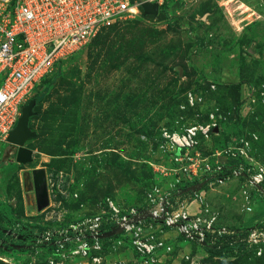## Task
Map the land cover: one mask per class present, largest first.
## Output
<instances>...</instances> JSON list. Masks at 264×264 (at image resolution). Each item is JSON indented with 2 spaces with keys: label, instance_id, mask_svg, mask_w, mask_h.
<instances>
[{
  "label": "rangeland",
  "instance_id": "374dc122",
  "mask_svg": "<svg viewBox=\"0 0 264 264\" xmlns=\"http://www.w3.org/2000/svg\"><path fill=\"white\" fill-rule=\"evenodd\" d=\"M166 3L167 15L122 21L123 35L106 30L63 61V75L53 78L55 67L40 82L32 98H44L30 119L38 136L26 142L31 163H17L14 146L0 141V264H44L35 247L9 251L1 244L95 213L108 197L142 207L153 190L190 212L208 208L232 229L264 221V195L243 178L211 180L180 196L205 179L172 172L161 140L164 129L211 125L193 152L227 163L225 135L255 141L256 134L253 157L264 164V0ZM40 168L50 186L49 202L39 208L33 172ZM177 235L168 230L174 252L161 264H264L245 241L210 254ZM111 250L131 255L125 246Z\"/></svg>",
  "mask_w": 264,
  "mask_h": 264
},
{
  "label": "built area",
  "instance_id": "2783aa9c",
  "mask_svg": "<svg viewBox=\"0 0 264 264\" xmlns=\"http://www.w3.org/2000/svg\"><path fill=\"white\" fill-rule=\"evenodd\" d=\"M165 1L0 0V141L7 142L22 114V106L32 99L43 77L59 61L83 49L104 29L142 15L144 2H156L161 8ZM211 127L190 125L182 132L164 129L161 139L169 155V169L191 179L208 174L209 181L213 178L211 183L220 184L245 177L253 187L261 191L262 186L264 190V164H258L250 154L252 141L247 136L235 138L224 150L225 157L244 160L229 167L232 175L222 172L225 163L220 160L211 163L208 157L193 152L200 137L209 136ZM46 185L50 186L47 171ZM147 197L143 208L124 207L108 197L95 213L35 233L31 247L45 255L44 264H161L174 252L167 232L176 229L177 236L200 246L245 241L257 255L264 253V221L247 229H232L220 223L218 214L208 208L190 212L173 195L153 190ZM146 211L151 216L145 217ZM115 227H120L121 233L103 237ZM123 246L126 251L131 250V255L121 257L111 252Z\"/></svg>",
  "mask_w": 264,
  "mask_h": 264
},
{
  "label": "water",
  "instance_id": "95a60500",
  "mask_svg": "<svg viewBox=\"0 0 264 264\" xmlns=\"http://www.w3.org/2000/svg\"><path fill=\"white\" fill-rule=\"evenodd\" d=\"M143 15H153L158 16L160 13V6L156 2H144L142 4ZM180 74L183 75V68L180 67ZM37 98L30 99L25 105L22 106V114L19 117L16 126L10 131L7 142L14 146L13 155L16 158L17 163L26 165L31 163L34 160V150L26 146V142L32 138H36L38 133L35 130H32L30 127V119L37 115L35 107L37 105ZM33 182L35 184V189L39 190L42 186L41 197L39 201V208L41 205H47L48 195L46 187V170L45 168H40L33 172ZM209 182L208 179L194 183L186 188H184L180 195L197 192L203 189V187ZM259 189L263 192L262 186H259ZM145 217L151 216L149 211L145 212ZM122 229L120 227H115L111 231L103 234V237H110L115 234L121 233ZM21 238V237H20Z\"/></svg>",
  "mask_w": 264,
  "mask_h": 264
},
{
  "label": "trees",
  "instance_id": "16d2710c",
  "mask_svg": "<svg viewBox=\"0 0 264 264\" xmlns=\"http://www.w3.org/2000/svg\"><path fill=\"white\" fill-rule=\"evenodd\" d=\"M167 0L165 1V3L161 6V13H164V14H166L167 15V10H166V5H167ZM143 15V14H142ZM121 23H123V22H117V23H115L114 25H112V26H110L109 28H106V29H104L96 38H98L103 32H105L106 30H113V31H116V35H118L119 34V32H121V30L123 29L122 27H119L120 26V24ZM125 33V31L123 30V32H121V34L123 35ZM109 40V36L106 38V39H103L102 40V38L98 41V44H102V43H105L106 41H108ZM82 50V49H81ZM80 50V51H81ZM247 53H249V51H247ZM245 60V59H244ZM63 61L64 60H61V61H59L58 63H57V65H56V67H57V71L55 72L56 74L54 75V77L53 78H58L59 76H61V75H63ZM183 68V67H182ZM179 71H180V68H177ZM183 73H184V71H183ZM49 76V74L48 75H46L45 77H43V79L41 80V81H43L44 79H46L47 77ZM56 76V77H55ZM52 78V79H53ZM51 80V79H50ZM259 85H261V84H263L264 83V79L263 78H259ZM40 86V85H39ZM38 89V88H37ZM36 89V90H37ZM36 96L34 97V98H37V102L39 103L44 97H39L37 94H35ZM194 125H197V124H194ZM162 134V133H161ZM246 134H244V135H234V136H231V135H225V147L227 148L229 145H230V143H232L234 140H235V138H239V137H241V136H245ZM259 136V135H258ZM161 137H162V135H161ZM202 138H203V136L202 137H200V141L202 140ZM162 140V139H161ZM256 140H258V139H256ZM256 140L254 141L253 139H252V144H251V150H250V154L253 156V149H254V142H256ZM199 147V146H198ZM229 158V157H228ZM241 161H244L242 158L241 159H238V161L236 160V159H231V158H229V161H227V163H225V167H224V170L222 171V172H224V174L225 175H232V170L231 169H229V167H231V166H234V165H236V164H238L239 162H241ZM60 166H62V164H60ZM219 176L221 177V176H224L223 174H219ZM203 179H207L208 177H209V175L208 174H204L203 176ZM239 178H243V179H245V177H239ZM191 179V178H190ZM193 180V179H192ZM197 180V182L196 183H198L199 182V179H196ZM211 180H213V178L211 179ZM210 180V181H211ZM209 181V182H210ZM192 182H194V181H192ZM192 184H194V183H192ZM207 184H209V183H207ZM206 184V185H207ZM190 185H191V183H190ZM189 185V186H190ZM188 187V186H187ZM259 191V190H258ZM259 192H261V191H259ZM262 193V192H261ZM146 196V195H145ZM113 198V197H112ZM145 206V204L142 206V207H140V208H143ZM231 226V225H230ZM233 227V226H232ZM241 227H244V229H247L248 228V226H241ZM236 229H242V228H236ZM42 232V231H41ZM37 233H39V232H37ZM35 235V233H31V234H29V236L31 237V238H33V236ZM239 244H241L240 243V241H238V242H233L232 244L231 243H228V242H226V243H224L222 246H218V245H204V246H201L203 249H205V250H207L210 254H215V253H217V252H221V250L222 249H228V248H232V247H235V246H237V245H239ZM251 256H253L256 260L257 259H264V253L262 254V255H257L256 254V251H254V250H251ZM248 256V255H247ZM248 258H249V256H248Z\"/></svg>",
  "mask_w": 264,
  "mask_h": 264
},
{
  "label": "flooded vegetation",
  "instance_id": "af4514ba",
  "mask_svg": "<svg viewBox=\"0 0 264 264\" xmlns=\"http://www.w3.org/2000/svg\"><path fill=\"white\" fill-rule=\"evenodd\" d=\"M46 187H47V185H46ZM42 189H43V186L39 190L35 189L36 196H37V199H38V203L42 199V197L40 195L41 192H42ZM47 189H48V187H47ZM46 198L48 199V195H47ZM48 202H49V199H48ZM0 231H5V229L0 227ZM9 234H10V236L12 235L11 232H9ZM31 242H32V238L29 236V234L25 235L23 233V235H20L19 238L16 241L7 242L6 244L2 243L1 246H3L4 248H6L9 251H12V250H14L16 248H22V247L28 248V247L31 246Z\"/></svg>",
  "mask_w": 264,
  "mask_h": 264
}]
</instances>
